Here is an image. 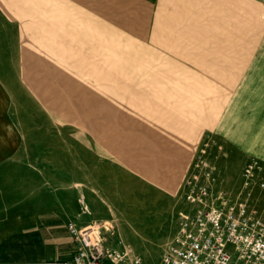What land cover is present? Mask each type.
Returning a JSON list of instances; mask_svg holds the SVG:
<instances>
[{
	"label": "rangeland",
	"instance_id": "rangeland-1",
	"mask_svg": "<svg viewBox=\"0 0 264 264\" xmlns=\"http://www.w3.org/2000/svg\"><path fill=\"white\" fill-rule=\"evenodd\" d=\"M263 135L262 0H0V161L58 165L106 246L157 264L196 156L243 198Z\"/></svg>",
	"mask_w": 264,
	"mask_h": 264
},
{
	"label": "built area",
	"instance_id": "built-area-1",
	"mask_svg": "<svg viewBox=\"0 0 264 264\" xmlns=\"http://www.w3.org/2000/svg\"><path fill=\"white\" fill-rule=\"evenodd\" d=\"M256 164L243 169L245 196L233 200L225 190H212L215 179L208 162L196 156L193 173L183 181L189 208L179 214L171 244L157 264H264V215L257 216L248 206L254 182L264 187ZM67 229L74 251L43 264H145L138 254L126 255L106 246L95 223H69Z\"/></svg>",
	"mask_w": 264,
	"mask_h": 264
},
{
	"label": "crops",
	"instance_id": "crops-1",
	"mask_svg": "<svg viewBox=\"0 0 264 264\" xmlns=\"http://www.w3.org/2000/svg\"><path fill=\"white\" fill-rule=\"evenodd\" d=\"M262 148V157L251 156L258 158L264 168ZM23 163L0 161V264H43L69 256L76 245L67 225L89 223L79 203L81 187L77 182L65 181L58 165L47 169ZM253 185L258 186L256 182ZM214 187L218 188L217 184ZM250 201L249 209L263 216L260 209L264 196Z\"/></svg>",
	"mask_w": 264,
	"mask_h": 264
},
{
	"label": "water",
	"instance_id": "water-1",
	"mask_svg": "<svg viewBox=\"0 0 264 264\" xmlns=\"http://www.w3.org/2000/svg\"><path fill=\"white\" fill-rule=\"evenodd\" d=\"M80 194H81V193H80ZM79 203H80L81 209L84 210L85 208H84V205H83V202H82L81 199L79 200Z\"/></svg>",
	"mask_w": 264,
	"mask_h": 264
},
{
	"label": "bare ground",
	"instance_id": "bare-ground-1",
	"mask_svg": "<svg viewBox=\"0 0 264 264\" xmlns=\"http://www.w3.org/2000/svg\"><path fill=\"white\" fill-rule=\"evenodd\" d=\"M241 188L243 189V186H241Z\"/></svg>",
	"mask_w": 264,
	"mask_h": 264
}]
</instances>
